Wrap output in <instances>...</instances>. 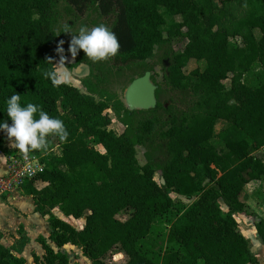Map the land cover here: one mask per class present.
<instances>
[{
    "label": "trees",
    "instance_id": "1",
    "mask_svg": "<svg viewBox=\"0 0 264 264\" xmlns=\"http://www.w3.org/2000/svg\"><path fill=\"white\" fill-rule=\"evenodd\" d=\"M56 1L0 0V120L11 123L5 101L17 93L22 105L39 106L68 132L64 140L48 135L45 146L27 151L46 153L45 170L23 189L51 226L52 244L40 238L44 254L41 260L34 256L36 264H70L61 251L69 243L93 264H113L105 257L116 248L125 264H257L234 213L246 211L245 185L264 177V0H69L80 10L97 5L102 14L115 15V64L145 61L157 44L187 39L173 54L167 79L188 90L192 101L161 132L168 155L163 182L155 179L156 167L141 165L136 155L156 121L116 135L107 109L123 117L135 111L120 99H96L87 80L88 92H82L45 75L56 69ZM166 16L172 18L168 24ZM191 61H204L205 68L186 72ZM218 121L226 126L216 134ZM5 143L6 152L18 150L0 131V149ZM57 144L58 152H48ZM172 193L194 199L176 202ZM54 207L70 219L84 218L83 226L58 216ZM255 228L264 244V219ZM26 242L21 236L16 250ZM0 264L30 263L9 254L0 234Z\"/></svg>",
    "mask_w": 264,
    "mask_h": 264
},
{
    "label": "rangeland",
    "instance_id": "2",
    "mask_svg": "<svg viewBox=\"0 0 264 264\" xmlns=\"http://www.w3.org/2000/svg\"><path fill=\"white\" fill-rule=\"evenodd\" d=\"M114 14L104 15L101 13L97 5H88L82 10L73 6L69 0L56 1V19L53 25V34L56 40V47L59 41H64L62 47L64 48L63 55L66 57L65 64L62 65L66 69V74H62L61 81H65L71 85L78 87L82 92H88L84 86V81L87 80L95 91L96 99H120L126 108L135 111L128 113L124 117L118 115L113 108H108V114L111 118L109 128L114 131L116 135L129 129L133 131L138 125L147 119L156 121V125L152 132L148 133L142 143L136 145V155L141 165L147 162L152 163L156 168L155 179L163 182L161 177V164L167 158V151L165 141L162 138L161 132L168 123L172 115L179 116L182 112L189 110L192 95L188 90H180L173 88L168 82V67L171 64L172 56L174 53L181 51L187 39L179 36L173 37L171 40L157 44L155 46L153 55L145 61H135L127 64H115L113 56L105 60L93 62L87 58L80 50L75 57H71L68 52L69 41L72 33H77L81 26L89 28L98 24H104L110 30L114 21ZM167 24L171 21L170 16H166ZM175 20H181V16H175ZM65 28H68L72 33H63ZM259 37V31H256ZM59 61V55L55 54V66ZM205 62L191 61L185 68L188 72L191 69L200 66L201 69L205 68ZM258 69V66H256ZM149 74V83L154 87L153 99L154 106L147 108L130 107L127 102V90L132 82L140 77ZM225 85H230V80H225ZM226 126L224 121H218L216 124V134ZM140 132V131H138ZM137 132V133H138ZM213 143L220 147L218 137L212 139ZM56 151L59 148L55 145ZM95 147L104 151L101 145L95 144ZM255 155H261L260 150H254ZM5 170V162L2 153H0V170ZM264 177L259 180H252L245 185L242 199L246 203V211L234 213L238 221L239 229L248 238L251 250L254 254L260 257L257 264H264V244L257 234L255 224L259 219H264ZM23 196V192H18ZM176 202L183 201L186 204L192 202L194 198H187L183 195L176 193L171 194ZM7 195H2L5 198ZM29 198L24 196V200L20 201L21 207L26 210L30 207ZM223 212L228 210L225 203L220 200ZM53 209V208H52ZM58 216L68 220L73 225L81 228L84 224V218L70 219V216L64 215L58 208L52 210ZM123 220L128 217V212H123L119 215ZM39 227V226H38ZM40 231H44L43 227H39ZM40 242V239H39ZM1 243L7 249L9 254L16 255V238L13 239L12 234H6L2 237ZM68 258L70 264H93L83 253L82 249L74 244H66L61 248ZM122 254V258L117 259V254ZM25 259L30 264H36L39 260L34 258L35 255L41 260L44 254L42 246L38 243L31 244L30 248H26L23 252ZM106 261L113 264H125L126 256L117 248L112 250L105 257Z\"/></svg>",
    "mask_w": 264,
    "mask_h": 264
},
{
    "label": "clouds",
    "instance_id": "3",
    "mask_svg": "<svg viewBox=\"0 0 264 264\" xmlns=\"http://www.w3.org/2000/svg\"><path fill=\"white\" fill-rule=\"evenodd\" d=\"M63 33L72 32L65 28ZM63 43L64 41H59L55 49L59 55L56 69L45 73L46 76L52 78L54 84L60 83L62 74H66V69L62 67L66 60L63 55L65 51L62 47ZM119 47L115 34L106 25L98 24L91 28L81 26L77 33H72L68 52L71 57H75L80 50H83L87 58L97 62L115 56ZM5 105V112L11 123L9 124L7 120H0V131L6 133L9 143L14 142L16 148L22 153L45 146L48 135H55L60 140L68 136L61 119L50 116L33 103L22 105L17 93L8 97Z\"/></svg>",
    "mask_w": 264,
    "mask_h": 264
},
{
    "label": "crops",
    "instance_id": "4",
    "mask_svg": "<svg viewBox=\"0 0 264 264\" xmlns=\"http://www.w3.org/2000/svg\"><path fill=\"white\" fill-rule=\"evenodd\" d=\"M6 143L0 149V153H2L5 162V170H0V175L5 173L7 170L6 166ZM0 195V234L1 239L5 237V235L12 234L13 239L16 238V241L20 239L21 236L27 237L26 244L22 247L20 251L16 250V255L24 256L23 252L26 248H30L31 244L38 243L41 247L39 239L43 236L48 239V236L51 232V226L47 220V215L36 212L33 198L29 195L19 194L18 192L11 193L7 195L5 198ZM24 196L29 198V202H31L30 207L24 210L21 207L20 201L24 200ZM54 207L52 210H55ZM59 209V208H58ZM43 227L44 231H40L39 227ZM48 242L51 243L48 239ZM52 244V243H51ZM16 247V246H15ZM43 250V248H42ZM258 258V257H257ZM260 260V257L259 259Z\"/></svg>",
    "mask_w": 264,
    "mask_h": 264
},
{
    "label": "built area",
    "instance_id": "5",
    "mask_svg": "<svg viewBox=\"0 0 264 264\" xmlns=\"http://www.w3.org/2000/svg\"><path fill=\"white\" fill-rule=\"evenodd\" d=\"M58 146V144L56 145ZM57 152L56 147L48 152ZM44 153L8 151L5 153L7 170L0 175V195L23 192L27 180L35 178L45 170Z\"/></svg>",
    "mask_w": 264,
    "mask_h": 264
},
{
    "label": "water",
    "instance_id": "6",
    "mask_svg": "<svg viewBox=\"0 0 264 264\" xmlns=\"http://www.w3.org/2000/svg\"><path fill=\"white\" fill-rule=\"evenodd\" d=\"M149 74L132 82L127 90L126 99L130 107L147 108L155 105L154 87L149 83Z\"/></svg>",
    "mask_w": 264,
    "mask_h": 264
}]
</instances>
